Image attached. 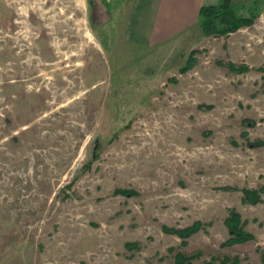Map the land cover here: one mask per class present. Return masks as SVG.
<instances>
[{
  "label": "rangeland",
  "instance_id": "rangeland-1",
  "mask_svg": "<svg viewBox=\"0 0 264 264\" xmlns=\"http://www.w3.org/2000/svg\"><path fill=\"white\" fill-rule=\"evenodd\" d=\"M131 1L0 0V264H261L264 0L173 58L128 38ZM231 209L256 240L223 245Z\"/></svg>",
  "mask_w": 264,
  "mask_h": 264
},
{
  "label": "trees",
  "instance_id": "trees-1",
  "mask_svg": "<svg viewBox=\"0 0 264 264\" xmlns=\"http://www.w3.org/2000/svg\"><path fill=\"white\" fill-rule=\"evenodd\" d=\"M255 1V0H254ZM246 4L240 6H222V5H204L201 7L199 12L198 24L202 32L207 36H217V35H227L238 31L239 29L253 25L255 22V14L251 16H245L240 13V10L245 8ZM197 50H193L189 56L187 65L182 69V72L188 71L193 67L195 63L194 55ZM222 64V63H221ZM233 72H245L249 68L245 65H236L233 62H228L224 64ZM259 70L264 71V65L259 68ZM203 108H211L210 105H202ZM253 145V143H251ZM257 145H264V140H259ZM99 144L96 143L93 151V158L86 164V167H90L93 160L98 156ZM233 189V188H230ZM264 190V188H263ZM242 192L244 194L243 201L245 203L257 204L262 202L261 189H250L243 188ZM115 194L123 196H137L139 192L132 188H116ZM225 224L229 230L230 237L223 242L224 246H232L235 244H244L249 241L256 240V236L249 232L246 227V221L242 219L241 213L236 209H231L228 217L225 220ZM205 227V224L197 220L193 224L183 227H170L167 225L163 226V230L167 233L175 234L182 239V244H187L186 240L198 233L201 229ZM125 247L129 250L140 249V244L138 242H127ZM174 250V249H173ZM257 250L261 254V264H264V249L262 246H258ZM201 255L200 252L188 256L183 252L177 251L175 253V264H192V261ZM216 259L205 262V264H215ZM222 263L239 264L240 258L238 256L231 259L230 257H224Z\"/></svg>",
  "mask_w": 264,
  "mask_h": 264
},
{
  "label": "crops",
  "instance_id": "crops-1",
  "mask_svg": "<svg viewBox=\"0 0 264 264\" xmlns=\"http://www.w3.org/2000/svg\"><path fill=\"white\" fill-rule=\"evenodd\" d=\"M254 0H132L128 38L153 46L162 56L182 54L192 45L204 5L240 6ZM165 58V57H163Z\"/></svg>",
  "mask_w": 264,
  "mask_h": 264
}]
</instances>
